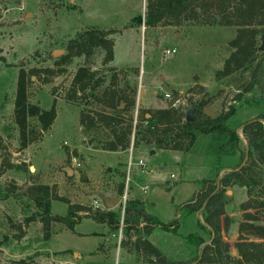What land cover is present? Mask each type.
<instances>
[{"label":"rangeland","instance_id":"rangeland-1","mask_svg":"<svg viewBox=\"0 0 264 264\" xmlns=\"http://www.w3.org/2000/svg\"><path fill=\"white\" fill-rule=\"evenodd\" d=\"M123 1L108 2L110 12L119 14L114 21L119 28H109L114 29L109 34L114 41V57L102 65L104 51L99 47L88 61L84 55L73 56L68 63L60 61V56L67 52L68 40L84 30L63 26L72 23L62 21V14H68L71 8L67 0L42 4L41 16L46 14V8L49 16L41 20L29 10L28 0H0V264H149L147 256L132 247L138 233L131 229L130 235H126L122 223L124 203L130 198L142 199L145 210L160 221H176L175 232L156 226L159 229L152 232L150 239L168 258L187 259L199 253L211 237L209 228L198 225V220H203L202 212L187 213V203L201 188L204 178L221 176L247 161L244 153L249 146L241 127L245 121L264 115V93L256 85L244 90L250 83V67L225 76L216 75L232 51L229 41L234 38L236 28L201 25L187 19L177 25L146 26L134 18L144 16L146 0H125L122 5ZM100 5L105 9V0ZM131 13L134 16L128 20ZM166 48H174L175 52L166 57L163 53ZM55 49L62 52L54 54ZM83 64L99 69L104 77L95 93H102L106 87L112 89L117 82L123 86L125 96L119 107L125 108L133 124L140 110L155 109L153 106L160 101L165 103V90L171 97L180 96V102L174 106H181L183 111L201 100H205L202 112L210 116L232 106L234 113L225 124L239 135L235 152L221 154L216 160L217 155L208 147L210 136L201 133L189 150L163 149L154 143L133 146L132 141L124 150L101 149V141L110 137L109 130L97 125L83 132L79 124L81 107L64 99L75 70ZM113 64L132 66L119 68ZM109 66L115 70H108ZM20 68L25 69L28 78L29 102L48 109L56 97V116L45 132L39 134L36 117L28 118L31 135L38 138L23 149L13 116ZM112 73L118 74L117 78H112ZM196 78L206 86L198 83L187 86ZM152 79L154 84L149 88L147 83ZM84 102L86 112L103 107L91 94ZM140 102L149 106H141ZM7 163L18 166L9 168ZM156 166L161 168L154 169ZM140 167L144 171L139 172L140 185L134 188V176ZM261 172L260 184L253 189L255 194L264 187V168ZM33 183L47 184L51 194L87 206L91 212L107 210L102 201L104 196H118V204L110 208L118 213V224L98 222L87 217L89 212L83 210L69 215L66 202L51 198L46 229L41 220L42 208L26 194ZM141 184L147 185L143 187L145 192ZM225 193L221 236L228 242L230 254L238 257L235 242L239 224L252 222L264 226V208H240L247 199L245 186L234 184ZM68 216L75 222L73 228L67 226ZM27 217L32 218L26 220ZM188 233L198 234L204 242L199 247L188 242ZM242 234L249 240H264L247 232Z\"/></svg>","mask_w":264,"mask_h":264},{"label":"trees","instance_id":"trees-1","mask_svg":"<svg viewBox=\"0 0 264 264\" xmlns=\"http://www.w3.org/2000/svg\"><path fill=\"white\" fill-rule=\"evenodd\" d=\"M134 18L146 26L177 25L184 19L201 25L234 26L236 34L229 41L232 51L216 75L225 76L235 70L250 67V83L244 90L247 91L256 85L260 92L264 93V51L259 49L258 41V36L264 33V0H146L144 16L139 14ZM113 31L114 29L92 27L77 32L68 40L67 52L60 56V61L68 63L71 57L79 55H84L88 61L99 47L104 51L101 64H107L113 60L114 55V41L109 37ZM108 70L114 71L115 68L109 66ZM117 75L112 73L111 77L115 79ZM27 80L25 69L20 68L16 79L13 116L21 149L38 138L31 135L33 131L29 129V117L37 118L40 134L51 126L56 116V97H53V103L48 109L28 101ZM103 82L104 77L99 74V69L83 64L75 70L64 95L65 101L81 107L79 124L83 132L87 133L97 125L109 130L110 137L101 141L99 145L101 149L124 150L132 141L133 146L140 143H154L163 149L189 150L196 140V135L201 133L210 136L208 147L217 155L216 160L221 154L231 155L235 152L234 144L239 139V135L225 124L226 119L234 113L232 106L216 116H210L201 110L205 100L195 102L196 112L193 120L183 119L185 113L181 106L147 108L140 110L137 122L133 124V119L125 112V108L119 107V102L125 96L123 86L117 82L112 89L106 87L102 93L97 91L95 93ZM88 94L102 103L103 107L84 111V101ZM239 95L238 93L237 96ZM129 105H133V100ZM106 108L113 111H108ZM241 129L249 146L244 153L247 161L243 165L237 164L221 176L217 174L212 178H204L201 188L187 203L186 212L200 210L203 220H198V225L202 229L209 228L211 233L209 241L203 244L199 253L181 260L168 258L147 236L156 226L175 232L176 221L164 223L147 212L140 199H126L122 218L126 235H130L128 231L131 229L138 233L132 234L134 235L132 247L136 252L147 256L149 264H264V240H249L242 234L247 232L264 238L263 225L252 222L239 224V235L235 242L238 257L230 254L229 244L221 236V215L225 213L227 188L234 184L246 187L247 199L240 204L242 210L264 208V187L257 194L253 192V189L260 184L261 170L264 168V115L245 121ZM89 142L92 140L90 139ZM14 166L18 165L7 163L9 168ZM119 193H122V185ZM26 194L36 206L42 208L44 217H41V220L46 229L50 219L51 198L66 202L69 215L83 210L89 212L86 213L87 217L98 222L116 225L119 221V215L113 209H98L91 212V208L87 206L73 204L63 196L51 194L47 184L33 183L27 187ZM30 218L32 217H27L26 220ZM69 218L71 217L67 218V226L73 228L75 222ZM186 238L188 242L198 247L204 242L198 234L188 233Z\"/></svg>","mask_w":264,"mask_h":264},{"label":"crops","instance_id":"crops-1","mask_svg":"<svg viewBox=\"0 0 264 264\" xmlns=\"http://www.w3.org/2000/svg\"><path fill=\"white\" fill-rule=\"evenodd\" d=\"M67 1L71 3V8L68 10V14H66V15L62 14V21L68 22L69 20H71L72 23H63L64 27H75L78 29H87V28H92V27L101 28V29L119 28V26H117L114 22L118 18L119 14L117 13V11L110 12L111 8L108 7V2L110 3V1H112V0H105V9L104 8L102 9V5H100L102 3V0H67ZM48 2H49V0H28L29 10L36 17H38L39 20H41L44 18V16H46V15L49 16L48 15V11H49L48 8L45 9L46 14H44V16H41V11H40V6L42 4L47 5ZM125 3L126 2L124 0L122 5H125ZM62 13H64V11H62ZM133 16H134L133 13L129 14L127 16L128 20ZM53 21H57V19H54ZM113 57H114V55H113ZM112 66H117L119 68H122V67L132 66V65H128V64L114 65L113 64ZM195 83H198L202 86H206L202 80H198L197 78L195 80L191 81L187 86H190V85L195 84ZM153 84H154V80L152 79L150 82L147 83V87L150 88V87H152ZM139 90L140 89H138L137 93H139ZM174 90H181V89H174ZM155 91H156V89L153 90V92H155ZM165 93H169V92L167 90H165L164 94ZM138 99H139V96H138ZM166 101H167V98L165 100V103L160 101L159 104H157L153 107L154 108L166 107V105H167ZM183 102L181 101V104H183ZM139 104H141V106L147 105V104H142L141 102ZM148 106H145V107H148ZM159 168H161V166L154 167V169H159ZM143 171H144V167H140V169L137 170V172L134 176L135 177V179H134L135 184H133L134 188L136 185H140L139 179H140L141 175H139V172H143ZM170 176H173V173H171ZM141 185L142 186L140 188L142 191H143V187L147 188V185H144V184H141ZM143 192H145V191H143ZM157 229H159V228L155 227L152 230V232H154ZM152 232L147 236V238L150 241H151L150 235L152 234ZM156 246H158V245H156Z\"/></svg>","mask_w":264,"mask_h":264},{"label":"water","instance_id":"water-1","mask_svg":"<svg viewBox=\"0 0 264 264\" xmlns=\"http://www.w3.org/2000/svg\"><path fill=\"white\" fill-rule=\"evenodd\" d=\"M260 45H259V49L260 50H264V33H262L260 35ZM62 50L61 49H55L53 51L54 54H58L61 53ZM180 100V96L178 94L174 95L173 97H170L167 99L166 103L168 106H174L176 104V102H178ZM195 106L189 105L186 107L184 113V119L185 120H193L194 116H195ZM151 152H153V150H151ZM68 173H70V171H68ZM102 201L104 203V205L106 206L107 209L113 208L115 205L118 204L119 202V197L118 196H104L102 198Z\"/></svg>","mask_w":264,"mask_h":264},{"label":"built area","instance_id":"built-area-1","mask_svg":"<svg viewBox=\"0 0 264 264\" xmlns=\"http://www.w3.org/2000/svg\"><path fill=\"white\" fill-rule=\"evenodd\" d=\"M173 52H175V49H174V48H171V49L166 48V49L163 50V53H164V55H165L166 57L170 56ZM164 95H165V97H166L167 99L171 97V94H170V93H165ZM192 95H195V94L192 93ZM179 102H180V101H179ZM179 102H177V103H179ZM124 204H125V203H124Z\"/></svg>","mask_w":264,"mask_h":264}]
</instances>
